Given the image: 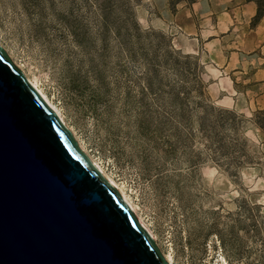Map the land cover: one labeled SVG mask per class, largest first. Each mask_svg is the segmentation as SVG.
Listing matches in <instances>:
<instances>
[{"label": "rangeland", "instance_id": "374dc122", "mask_svg": "<svg viewBox=\"0 0 264 264\" xmlns=\"http://www.w3.org/2000/svg\"><path fill=\"white\" fill-rule=\"evenodd\" d=\"M259 1L264 13V0ZM183 2L194 0H167L170 13ZM164 4L129 0L142 29L165 34L174 50L199 59L212 105L248 121L245 136L259 164L239 175L214 165L190 167L195 160L182 151L172 160H157L166 162L163 173L146 164L132 107L141 99L140 69L102 25L95 0H0V46L14 66L36 77L78 147L124 187L163 258L171 254L172 264H264V32L254 18L250 28H258L260 45L246 48L231 64L238 68L234 76L223 81L208 72L192 48L183 47L185 40H176L172 25L161 17ZM78 78L85 81L82 96L67 90ZM93 90L101 98L106 93L107 104L102 98L96 106Z\"/></svg>", "mask_w": 264, "mask_h": 264}, {"label": "water", "instance_id": "95a60500", "mask_svg": "<svg viewBox=\"0 0 264 264\" xmlns=\"http://www.w3.org/2000/svg\"><path fill=\"white\" fill-rule=\"evenodd\" d=\"M0 264H168L1 46Z\"/></svg>", "mask_w": 264, "mask_h": 264}, {"label": "trees", "instance_id": "16d2710c", "mask_svg": "<svg viewBox=\"0 0 264 264\" xmlns=\"http://www.w3.org/2000/svg\"><path fill=\"white\" fill-rule=\"evenodd\" d=\"M95 1L102 25L106 31L112 30L114 39L126 48L129 61L140 69L141 99L135 104L128 93L127 105L132 102L138 115L135 129L146 164H153L151 167L163 173L166 162L157 160L162 156L172 160L182 151L194 158L190 167L214 165L231 175L258 165L249 151L255 146L245 136L248 121L212 105L200 77L199 59L174 50L165 34L142 29L129 0ZM249 1L257 5L255 19L263 18L260 1ZM118 7H122L120 13ZM71 82L67 90L82 96L84 79ZM91 98L96 106L102 98L107 104L106 93L101 98V93L93 90Z\"/></svg>", "mask_w": 264, "mask_h": 264}, {"label": "crops", "instance_id": "0c3cea01", "mask_svg": "<svg viewBox=\"0 0 264 264\" xmlns=\"http://www.w3.org/2000/svg\"><path fill=\"white\" fill-rule=\"evenodd\" d=\"M160 14L165 23L172 25L176 40H185L183 47L192 48L191 52L200 56L208 72L217 74L223 81L229 75L234 76V71L238 68L231 67V64L234 60L239 62L246 48L259 47V30L264 32V17L259 20V30L256 28L253 31L250 28L257 14V5L249 0H194L190 4L183 2L176 5L174 14L170 13L165 0ZM166 17L170 20H166ZM253 32L255 37L252 40L250 37ZM252 51L254 49L247 54ZM230 84H233L231 80Z\"/></svg>", "mask_w": 264, "mask_h": 264}, {"label": "bare ground", "instance_id": "6f19581e", "mask_svg": "<svg viewBox=\"0 0 264 264\" xmlns=\"http://www.w3.org/2000/svg\"><path fill=\"white\" fill-rule=\"evenodd\" d=\"M17 68L19 70L22 71L21 67L17 66ZM23 72V71H22ZM23 75L25 77V79L27 80V82L37 91V93L42 97V99L45 101V103L57 114V116L59 117V119L62 121V123L65 124V120L64 117L62 116V113L60 112V110H58V108L53 104V102L51 101V99H48L47 95L45 94L41 84L38 82V80L36 79V77H29L25 72H23ZM71 130V129H70ZM72 131V130H71ZM72 134L73 131H72ZM81 150L87 155L88 159L90 160V162L94 165V167L100 172L101 176L117 191V193L120 195L122 201L130 208L131 212L133 213V215L135 216L136 220L138 221V223L140 224V226L142 228H144L148 234L151 236V238H153V236L151 235L149 229L146 227V225H144L142 219L140 218L138 212H137V206L134 205L131 201V198L129 197V195L126 193L125 189L123 186H121L120 184H117L116 181H114V179L105 172V170L102 168V166L95 160L93 159L82 147V145H80ZM165 261L168 264H172V256L171 254H168L167 256H165ZM223 260V259H222ZM224 264V261H223Z\"/></svg>", "mask_w": 264, "mask_h": 264}]
</instances>
